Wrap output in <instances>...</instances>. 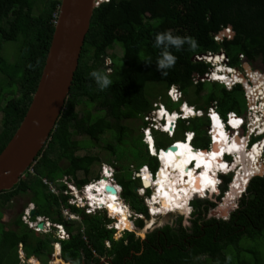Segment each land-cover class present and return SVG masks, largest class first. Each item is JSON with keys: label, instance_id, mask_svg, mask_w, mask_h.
I'll list each match as a JSON object with an SVG mask.
<instances>
[{"label": "trees", "instance_id": "trees-1", "mask_svg": "<svg viewBox=\"0 0 264 264\" xmlns=\"http://www.w3.org/2000/svg\"><path fill=\"white\" fill-rule=\"evenodd\" d=\"M60 5L61 0H0V73L4 77L0 81V154L19 129L38 89L56 31ZM248 17L256 30H264V0H110L97 7L69 95L49 142L25 177L11 190L0 192V208L7 207L20 193L30 195L39 214L63 224L69 238L59 240L53 232L35 231L20 217L14 220L18 226L15 230L0 221V264H19L20 243L27 256L35 255L42 264H48L56 241L61 242L62 257L71 264H82L83 259L85 264H102L103 258H112L116 264H193V259L201 256H206L205 262L218 261L219 264H264V251L259 249H264V175L251 179L237 209L227 220L204 218L205 221L197 225L203 218L202 204L217 206V203L196 202L197 210L200 208L196 210L195 220L199 238L186 243L191 245L186 252L178 246L184 243L176 238L174 241L178 243L170 251L179 254H167L165 261L153 250L141 253L138 261L137 257L125 260L132 250L141 251L142 243L136 239L135 232H126L131 240L126 242L122 237L107 247L105 243L112 237V231L106 227L107 215L88 214L70 205L64 195L68 188L66 179L82 187L99 177V172L93 174L94 166L101 159L93 151L97 142H83L78 138L85 132L97 141L99 137L104 141L111 135L113 143L103 149L115 156L116 178L122 186V197L136 213L147 214L143 197L135 192L141 182L133 176L131 165L138 168L149 164L156 170L158 162L145 150L142 134L135 135L133 126L124 122L143 121L153 109V103L159 100L172 110L175 104L166 94L172 85L178 86L184 100L196 109H206L215 103L223 116L231 110L243 111L247 102L245 86L239 84L228 89L219 82L193 84L195 74L203 76L208 71L207 64L194 61L193 57L223 49L234 66L239 65L240 54L252 64L257 59L264 64L263 50L244 51V38L238 35ZM227 28H231L235 36L216 41L215 36ZM168 30L176 36L190 37L194 43H185L180 50L170 49L177 61L167 70L168 74L162 76L156 67L161 49L154 47V43L157 33ZM9 43L18 44L13 62L4 55ZM105 55L114 62L113 73L109 75L112 84L100 90L90 73L93 70L107 73L108 69L102 68L106 66ZM149 61L151 64L147 63ZM91 114L95 116L90 118ZM204 124V118L200 117L179 121L177 133L168 144L178 140L188 129L198 134L196 146L208 148L207 142L201 139ZM164 146L160 139L157 140L158 148ZM82 149L83 155L79 154ZM126 149L135 152L130 161L126 158L129 155ZM111 159L108 162L112 163ZM228 182L230 178L225 179L223 191L228 188ZM49 184L56 185L60 193L53 194ZM64 208L80 219L64 218ZM142 225L143 221L138 220V226ZM164 230H168L164 231L165 237L171 238V226H164ZM242 252L247 256H240ZM235 253L237 257L234 258ZM196 264H203V261Z\"/></svg>", "mask_w": 264, "mask_h": 264}, {"label": "clouds", "instance_id": "clouds-1", "mask_svg": "<svg viewBox=\"0 0 264 264\" xmlns=\"http://www.w3.org/2000/svg\"><path fill=\"white\" fill-rule=\"evenodd\" d=\"M109 1L110 0H106L103 3H107ZM60 13H61V5L59 7L57 19L55 21V27L57 25V20H58ZM233 33L234 32L232 31L231 28H227L225 30V32H222V33L216 35L215 40L220 42L226 36H228V39H231V37L233 36ZM185 43H194V41H192V38H190V37H181V36L173 35L171 30L156 34L154 47L161 49L160 56L157 58V61H156V67H157V70L161 72L162 76H166L168 74L167 70L174 67V65L176 64V61H177V57L171 53L170 49L175 48L177 50H180ZM209 53H212L214 56V59L212 61H209V62L205 61V60L200 61L197 58V56H199V55H202V54L207 55ZM223 55L228 56L223 49H221L219 52H206V53H199V54L194 55V57H193L194 61L202 62V63H205L208 65V71L205 74H208L209 76L204 77L205 74L203 76H201L199 74H195V77H193V80H192L193 84L196 85L199 82H204V81L219 82V83L224 84L228 89H231V88H233L239 84L243 85L241 82H238L237 84H235L231 88H229L226 83L221 82L217 78L216 74H211V69L215 70V67L218 64L221 65V63L223 62L221 59ZM240 55H243V58L240 57V63H239V65H235V67L240 66L241 58H242L249 65V66L248 65L247 66L252 68V70L254 72L260 73L261 78L264 80V70L254 68L253 65L251 64V62L247 59V57L244 54H240ZM105 58H106V66L104 65L102 68L106 67L108 69L107 72H109L111 70V74H112L113 73L112 68L114 67V62L111 60L110 56L105 55ZM230 60H231V58H230ZM147 63L151 64L150 61ZM230 65H232V64H230ZM222 71H225V73H226L227 69L224 67L221 70L216 69L215 73H220ZM240 74H242V76L245 77V71H244V73L242 71H240ZM90 76L95 79L100 90H105L108 87H110L112 84V80L110 79L108 73H105V72H102L99 70H93L90 73ZM197 77H199V79L195 80ZM202 78H204V79H202ZM176 93H180L181 96L178 99H173V95H175ZM166 94H167L168 99L172 103H177V105H178V103H180L178 105V107L176 109L168 110L166 108V104L164 102H162L161 100L154 102L153 103V109L146 114V116L144 117V120H143V124L141 126L142 143L144 144V148L147 151V153L149 154V156L158 162V167L156 170H152L150 168L149 164H143L142 166H140L138 168L135 165H131V168L133 169V172H134L133 176H135V178H138L142 184L140 191L138 190L137 187L135 189H137L138 195L140 194L142 197L146 196V198H145L146 203L145 204H146V207L148 209L147 214H139V213L135 212L136 216H137L135 218V216H133V214H132V211L123 202V201H125V199L122 197V186L118 183L117 178H116L117 167L114 165V162L116 161L114 155H112L113 159L108 157V158H105V161L103 160V158L100 157L101 158L100 162L94 166V168L96 166L98 167L99 177L92 179L90 182H88L84 186L78 187L77 185H75L74 182H72L68 179L65 180V185H67L68 188L64 191V195L68 197V199H67L68 203L70 205H75L78 208L84 209L88 214H91L96 210L101 211V209H103V211L106 213L107 219H108V222L106 223V227L108 229H110L111 231H114V234L116 233L117 228H118V226L116 224L117 222L114 219V216L111 215L107 211L106 207H103V208L94 207V205L91 202L92 199H90V197H88V194H89L88 190L92 189L93 192H96L97 188L104 181L106 182L105 184H109V185L114 186L117 189V195L120 196V199L124 203L125 207L129 210L130 223L135 228H137V227L134 225V223L140 219H143L140 217H145V216L155 217L157 215H163L164 213L153 215V213H152L153 208H152V205L150 204V200L153 198L154 190L157 189V188H154L155 180H157L158 174L164 168V165L162 164V153L165 154L170 149L171 146H175L178 143H181L184 147H188L191 150V152L192 151H197L199 153L204 152L208 155L209 152H212L213 150L220 149L221 153L224 155V156L222 155V158L219 160V163L216 164V167H214V170L211 171L213 177L216 176V179H217L216 187L212 190H208L206 195H204V196L197 194L196 198L201 197V199H204V200L205 199H212V195L214 193H216L217 195H219L221 197L215 198L217 201L215 203L218 204V202H220V204L221 203L223 204L222 205L223 207H231L232 205L235 206V204H237V206H238V201L240 200L239 197L241 195L236 196V198H239L238 200L236 198H234L235 200H228V203H226L228 197L227 196L225 197L226 192H227V195H229V194L231 195V193L233 192L232 190H233V185H234V175L238 172L242 173V176H241L242 180L245 181L244 186L242 187L241 191H239L240 194L245 193V191L249 185V182L251 181V179L254 176L264 175V168H262V167H264V162H262V159H261V157H262L261 154L264 153V130L261 133L255 135L254 132L251 133V130L247 128L246 124L248 123V120H249L248 116H247V112H246L248 109L247 102H246V106L244 107L243 111H239V110H236V111L233 110L232 111L231 110V111L226 113V116H223L219 112L218 107L216 106L215 103H211L206 109H203V108L196 109L194 106H190L184 100L183 93L181 92V90L178 86L172 85L167 90ZM246 101H247V99H246ZM198 111H200L201 114H198ZM160 112H162V113L159 114ZM229 113L238 115L239 118L243 122H241L239 120V118H235V119H231L230 120L231 122L228 123V114ZM168 114H173V115L178 114V117L175 118V121L169 123V125H168V121H167V115ZM199 117L204 118V120H205V124L203 126V133H204L203 136L206 135V137L208 139V148H202V147L196 146L195 142L198 138V134L196 131L188 130V129H186L183 132V134L181 135V137L178 140L175 139L170 144H168L169 143L168 142L167 144H165L164 148L160 149L157 147V140L154 137V132L165 133V134H167L168 138L171 140L172 138L175 137V135L177 133L179 121H188L190 119L199 118ZM241 127L243 128V136L245 137V139H243V137H241V135H238L236 138H233V139L229 135H226L228 133V130H231L232 132H234L235 130H238V129L241 130L242 129ZM210 131H213V135L210 133ZM220 132L224 136L223 139L218 137V133H220ZM89 134L90 133L85 132V135H84L88 138L89 141L91 140L93 142H97V143L102 142L103 143V140H101L102 137H99L100 139L98 138L99 140L97 141V138H94L93 136H90ZM248 139H249V141H248ZM97 143H95V144H97ZM221 143H223V145H221ZM241 145H242V149H238L237 147L241 146ZM101 146H102V144H101ZM184 147H182V148H184ZM103 148H105V146H103ZM253 150H256L260 153V156H258L259 160L257 161V164L259 166V170L256 173L245 176L241 170L242 165H241V161H239V160L242 157V155L247 154ZM108 159L113 160V162L112 163L108 162ZM164 160L167 162V158L165 156H164ZM34 163H35V161H34ZM195 164H196V160L194 159L190 163V166H191L190 170L195 169ZM223 166H224V168H223ZM177 170L179 171V175H180L182 170L181 169H177ZM197 170H199V168H197ZM32 172H33V170H32ZM175 174H176V172H175ZM25 175L23 176V178L25 177ZM226 178H230V182H228V188L225 191H223L222 189L225 185V179ZM146 179L151 181V185L148 188H145L143 185V182H145ZM48 182L49 181L45 180L46 184H48ZM62 182H63V180H62ZM49 185L51 187L50 190L53 194H59L60 193V190L57 188L56 185H52V184H49ZM228 189H229V191H228ZM239 189H237V190H239ZM220 190L224 193V195H222ZM146 192L147 193L149 192V195H147ZM151 192H152V195H150ZM105 193H106V191H105ZM19 195L31 197L28 194L20 193V194L14 196L12 198L10 204L7 205V207L5 206L6 208L4 210H3L4 207L0 208V213L3 215L0 218V221L2 223H4L5 227H9V228L14 229V230L17 229L18 226H16L14 224V220L16 218L20 217L22 219V221L24 222V224H27L30 228L34 229L35 231L47 233L44 230H47L48 227H53V231H50V232H53L55 237H57L59 240H66L69 238V233L67 232V229L63 224L54 222L51 219H49L45 216H41L39 214V212L36 208L35 202L32 201V198H29V199L27 198L29 203L27 204V206H25V208L22 210V212L18 213L19 206L21 204H24L25 200H27V199H25L20 205H18L17 209L15 210V203L13 204V202H14L13 200H15V198L18 197ZM196 198H191V200H189L187 206L190 207V203ZM212 200H210V201H212ZM12 205H13L12 209L9 210L8 208H10ZM34 210H37L38 215L33 214ZM190 210H188V211H190ZM5 211L10 213V215H13L14 217L7 216ZM177 212H182V211H177ZM170 213H172V212H170ZM64 214H72L74 216V217H71L69 219H75V217H77L78 220L80 219V217L78 215L73 214L68 208L63 209V215ZM4 216H7L8 220H4ZM38 217H44L45 220H42V219L38 220L37 219ZM9 218H10V221H9ZM64 218H66L65 215H64ZM133 219H135V220H133ZM146 219H149V218H146ZM143 220L145 221V219H143ZM39 224H43L44 228H40ZM63 231L67 232L68 238L66 236L63 237V235H64ZM122 231L123 232H121L122 234L120 235L121 238L127 231L134 232L128 228H124ZM117 240H119V239H117ZM105 245L110 248L112 245V242L110 245H107V241H106ZM188 245L189 244H186V245L182 244V245H178V246L181 249H186ZM53 248H54L53 254L50 257L48 264H64L63 260L64 261H66V260L62 257V254H61V242H59V241L54 242ZM57 248H59L58 255H59V257H61V258H59L62 260L61 262L56 261L57 251H58ZM17 251H18L19 264H42L41 260L39 258H37L35 255L27 256L22 243L19 244ZM201 257L205 261L206 256H201ZM201 257H199V258H201ZM229 259H230V257H229ZM66 262L68 263V261H66ZM210 262H213V261H209L206 263L208 264ZM69 263L71 264V262H69Z\"/></svg>", "mask_w": 264, "mask_h": 264}, {"label": "water", "instance_id": "water-1", "mask_svg": "<svg viewBox=\"0 0 264 264\" xmlns=\"http://www.w3.org/2000/svg\"><path fill=\"white\" fill-rule=\"evenodd\" d=\"M105 1L61 0V15L57 20L52 46L38 89L19 129L0 154V192L12 189L23 178L49 142L51 132L56 126L69 95L84 42L90 30L94 10ZM70 9L88 13L76 43L73 36L64 33L65 16ZM68 54L69 56H66ZM107 73L110 75L111 70ZM176 149H178L176 145L171 146L169 151L175 153ZM143 185L148 188L151 184L145 181ZM110 187L113 193L117 194V189L112 185ZM240 195L233 190L226 203L228 200H235L234 198ZM234 207H237V204ZM232 209L221 206L219 216L230 214ZM33 214L38 215L37 210H34ZM39 227L44 228L43 224H39ZM148 229L150 226L146 228V231ZM63 262L70 264L64 260Z\"/></svg>", "mask_w": 264, "mask_h": 264}, {"label": "bare ground", "instance_id": "bare-ground-1", "mask_svg": "<svg viewBox=\"0 0 264 264\" xmlns=\"http://www.w3.org/2000/svg\"><path fill=\"white\" fill-rule=\"evenodd\" d=\"M87 14L88 13L86 11L70 9L65 16L64 33L66 35L73 36L75 43L76 40H79V37L83 30V23ZM66 56H69V54ZM161 113L162 112H160L159 114ZM177 117L178 114H168V125L169 123L174 122L175 118ZM218 137L223 139L224 136L220 132L218 133ZM221 145H223V143H221ZM176 146L178 147V149H176L177 151L175 153H172L169 150L165 154L162 153V164L164 165V168L158 174L157 180H155L157 185V187L155 188L157 189L154 191V196L152 199L155 203L158 204L160 202L162 204L161 213L164 214L169 212L175 213L178 210H186L188 208V202L189 200H191V198H195L197 194L204 196L206 195L208 190L214 189L216 187L217 179L216 176L213 177L211 171L214 170V167H216V164L219 163V160L222 158L223 155L220 149L213 150L207 155L204 152H191L188 147H184L181 143L176 144ZM237 148L242 149V145L238 146ZM164 156L167 158V162L164 160ZM258 156H260V153L256 150L242 155L241 170L245 176L256 173L259 170V166L257 164V161L259 160ZM194 159L196 160L195 169L190 170V163ZM197 168H199V170H197ZM177 169L182 170L180 175ZM249 169L251 172L249 171ZM235 175L236 179L240 176L239 178L241 180L240 183H237V186L233 185V190L237 191V189L242 188L244 186L245 181L242 180V173L238 172ZM147 182L151 184V181L146 179V183ZM105 183V181L101 183V186L97 188V191L95 190L96 192H93L92 189H89L88 197L92 199L91 202L94 207L107 208V211L114 216L118 228L123 225L125 226V228H128L126 222H130V215L125 212L126 207L124 203L120 199V196H118L116 193H113V190L111 189L110 185ZM182 184H184L183 187L188 185V189H180V186ZM192 191L194 193L191 194L188 199H185V194ZM180 193L182 194L180 195ZM57 250L58 254L59 248H57Z\"/></svg>", "mask_w": 264, "mask_h": 264}, {"label": "rangeland", "instance_id": "rangeland-1", "mask_svg": "<svg viewBox=\"0 0 264 264\" xmlns=\"http://www.w3.org/2000/svg\"><path fill=\"white\" fill-rule=\"evenodd\" d=\"M242 26H243V30L242 31H240L239 32V34L238 35H240V36H242L243 38H244V41H245V47H244V51H246V52H249L250 50H252V51H254L256 48H260V49H262L263 50V57H264V41L262 40V38L264 37V30H262V31H259V30H256L255 28H254V26H253V24H252V22L250 21V19H249V17L248 18H246V20L242 23ZM235 34L236 33H233V36L232 37H234L235 36ZM231 37V38H232ZM17 49H18V44H15V43H9L8 45H7V47H6V49L4 50V55H5V57L8 59V60H10L11 62H13L14 61V57H15V55H16V51H17ZM252 64V63H251ZM253 65V67L254 68H257V69H260V70H264V64L261 62V60L260 59H257V61L254 63V64H252ZM4 80V77H3V75L0 73V81L1 80ZM173 104H175L174 105V107H173V109H176L177 108V103H173ZM166 108L168 109V110H171V108L170 107H168L167 105H166ZM0 116H1V112H0ZM95 116V114H91L90 115V118H93ZM124 123H126L127 125H132L133 127L132 128H134L135 129V135H137V134H140L141 133V123L143 124V121H138V122H131V121H125ZM135 126V127H134ZM183 134V132L181 133V135ZM154 137H155V139L156 140H161L162 141V143H164V144H167L169 141H170V139L168 138V136H167V134H165V133H162V132H154ZM79 140H82L83 142L85 141V140H88V138L86 137V136H83V137H79L78 138ZM201 139H203L204 141H206L207 143L206 144H208V139H207V137H206V135H204L203 137H201ZM107 140V141H106ZM114 140V138H113V136H111V135H108V136H106L105 137V139H104V141H103V143L101 142V143H97L98 145H96V144H94V146H93V151H95V154H97L98 156H100L101 158H103V160L105 161V158H108V157H112V155H111V153L108 151V150H104L103 149V146H106L107 144H112L113 141ZM89 141V140H88ZM88 141H86L85 142V144H87L88 143ZM101 144H102V146H101ZM199 147H202V146H199ZM203 148V147H202ZM250 152H252V151H250ZM249 152V153H250ZM125 153H128L129 155L126 157L127 158V160L128 161H130L134 156H135V152H134V150H130V149H126L125 150ZM124 153V154H125ZM79 154H81V155H83V149H82V151L81 152H79ZM239 161H241V158H240V160ZM135 161H133V162H130V163H134ZM241 165H242V163H241ZM245 171V170H244ZM249 171H250V169H249ZM98 172V167L96 166L95 168H94V172H93V174L95 175L96 173ZM251 172V171H250ZM240 173V172H239ZM253 173V172H252ZM232 175V174H231ZM240 177V176H239ZM237 178L236 179V175H234V185H236L237 186V183H240L241 182V180H240V178ZM101 186V185H100ZM184 186V184H182L181 186H180V189L181 188H184V189H188V185H186L185 187H183ZM141 187H142V184H140V186H138L137 188H138V190L140 191V189H141ZM155 187H157V185H156V182H155V184H154V188ZM241 189L242 188H240L239 190H237L238 191V193H239V191H241ZM156 190V189H155ZM154 190V191H155ZM221 191V190H220ZM228 191H229V189H228ZM206 192V191H205ZM147 193V192H146ZM194 192L192 191V192H189V193H187V194H185V199H188L190 196H191V194H193ZM221 193H222V195H224V193L221 191ZM182 193H180V195H181ZM147 195H149V192L147 193ZM244 195V193L243 194H241V196L239 197V198H241L242 196ZM139 196H141L140 194H139ZM153 196H154V194H153ZM197 196V195H196ZM196 196H195V198H196ZM230 197V194L229 195H227V192H226V194H225V197ZM142 197V196H141ZM219 197H221V196H219V195H217L216 193H214L213 195H212V199H201V197H198V198H196V199H194L192 202H204V201H207V200H212L213 202H217L216 201V199L215 198H219ZM28 197H26V196H24V195H19L18 197H16L15 198V200H14V202H13V204L15 203V210L17 209V207H18V205H19V203L21 204L25 199H27ZM144 198V202L146 203V201H145V198H146V196H144L143 197ZM239 198H236L237 200L239 199ZM127 206H128V208L132 211V214H133V216H135V218L137 217L136 216V213H135V211L131 208V206L127 203V202H125V201H123ZM29 202H28V199L27 200H25V202H24V204H21L20 206H19V208H18V213H20V212H22V210L25 208V206H27V204H28ZM150 204L152 205V208H153V212L155 211V210H157V211H155V214H160L159 213V211H158V207H160V209H162V204L159 202L158 204L157 203H155L154 201H153V199H151L150 200ZM222 205L220 204V202H218V204H217V206H208L209 207V210L207 211L208 213H216L217 211H218V213H219V210H220V207H221ZM12 207H13V205L10 207V208H8L9 210L10 209H12ZM188 208V210H190L191 208V212H192V210H193V203H192V205L189 207V206H187ZM233 207V209L232 210H234L236 207H234V205H232L231 207H229V208H232ZM111 208V207H110ZM94 209V208H93ZM179 211V210H178ZM125 212L127 213V214H129V210L126 208V210H125ZM152 212V213H153ZM167 212V211H166ZM5 213H6V211H5ZM87 213V212H86ZM101 214V215H104V214H106L104 211H103V209H101V211L100 210H96V211H94L93 213H91V214H93V215H95V214ZM232 213V212H231ZM230 213V214H231ZM230 214H227V215H223V216H219L220 218H222V219H224V220H227L228 219V217L230 216ZM65 215V217L67 218V219H69V218H71V217H74L72 214H64ZM181 215H183L182 214V212H175V213H165L164 215H157V216H155V217H153V216H145V217H140V218H143V219H145V222H146V226H145V229L143 228V231H136V228H134L133 226H132V224L130 223V222H126L127 223V227L130 229V230H132V231H135V232H137L139 235H143L145 232H147V231H153V230H155L156 228H158V227H164V226H167V225H171V224H173L175 221H176V219L179 217V216H181ZM7 216H10V217H14L13 215H10V213H8L7 214ZM7 216H4V220H8V218H7ZM217 216V215H216ZM146 218H149V219H146ZM10 219V218H9ZM38 220L39 219H42V220H45L44 219V217H38L37 218ZM75 220H78L77 219V217H75ZM126 220V219H125ZM153 222V223H152ZM119 224H120V222H119ZM185 224H188V218L185 220ZM150 226V229H148L147 231H146V228L147 227H149ZM123 228H125V226L123 225V226H120V228H118L117 229V231H116V234H115V237H116V240L117 239H120L121 238V232H123L122 230H123ZM44 231H46V232H50V231H53V227H48L47 228V230H44ZM145 235V234H144ZM260 249V251H264V249H262V248H259ZM240 256H247L246 254H245V252H242V253H240ZM233 257L235 258V257H237V254L235 253V254H233ZM59 258H61V257H59ZM202 260L203 261V264H207L205 261H204V259L201 257V258H199V257H195L194 259H193V264H196V262L197 261H199V260ZM56 261L57 262H59V260H57V258H56ZM62 261V260H61ZM60 261V262H61ZM208 264H219V262L218 261H216V262H210V263H208Z\"/></svg>", "mask_w": 264, "mask_h": 264}, {"label": "flooded vegetation", "instance_id": "flooded-vegetation-1", "mask_svg": "<svg viewBox=\"0 0 264 264\" xmlns=\"http://www.w3.org/2000/svg\"><path fill=\"white\" fill-rule=\"evenodd\" d=\"M150 195H152V192L150 193ZM29 198H31V197H28V199ZM192 203H193L192 212L188 211V209L182 210L183 215L179 216L173 224L169 225V226H171V238L165 237L166 236L165 232L168 230H164V227H162V228L158 227L155 230H153L152 232L147 231V232H145V235L144 234L139 235L137 232L134 231L135 232L134 234L136 235V239L139 238V240L142 243L139 246L141 251L132 250L130 253V256H126L125 260H131L132 261L133 259H135L137 257V261H138L142 257L143 252H145L146 250H153L158 254V257L160 258V260L164 259V261H165L167 259V254H172V253L179 254L178 252H176L174 250L170 251L172 249V246L177 245V243H178V242L174 241L176 238H178L179 241L183 242L184 245H186L187 242H191L190 240H192V239L197 240L199 238V235H196V232H195L197 229V227L195 225V220L197 219L196 213L198 212V210L200 208L198 207V210H197V204L195 201L191 202L190 206L192 205ZM202 205H203V208H201V209L203 210V213H202L203 218L199 219L197 221V225H201L205 221L204 218H206L207 220H209L213 217H216L218 219H222L219 217V213L218 214L208 213L207 211L209 210V207L207 206L206 203H203ZM5 208L6 207H4L3 210ZM236 209L237 208L232 210V212L235 211ZM196 210H197V212H196ZM155 211H157V210H155ZM155 211L153 212V215H155ZM158 211L161 214L162 209H160V207H159ZM6 214H8V212H6ZM187 218H188V224H185V220ZM133 220H135V219H133ZM141 220L143 221L142 226H138V221L134 223V225L137 227L136 231H138V232L140 230L143 231V228L145 229V226H146V222L143 219H141ZM9 221H10V219H9ZM114 235H115L114 231H112V234H111L112 237L109 240H107V242H109V245L111 244V242L113 243V241L116 240ZM122 237H124L126 242L131 240L130 237L126 236V233ZM169 242H171L172 244L169 245ZM144 243H146V245ZM190 247H191V245L189 244L187 246V248L182 249V251H188V250H190V249H188ZM139 248H137V249H139ZM103 259H104V261L103 260L101 261L102 264L103 263L104 264H116L113 262L112 258H103ZM57 260L61 261V259H59L58 254H57ZM83 261H84V259H83ZM141 262H142V260H141ZM96 264H99V263H96ZM135 264H137V263H135Z\"/></svg>", "mask_w": 264, "mask_h": 264}, {"label": "built area", "instance_id": "built-area-1", "mask_svg": "<svg viewBox=\"0 0 264 264\" xmlns=\"http://www.w3.org/2000/svg\"><path fill=\"white\" fill-rule=\"evenodd\" d=\"M240 57L243 58V55H240ZM197 58L200 61H212L214 59V56L212 53H209L207 55H199ZM241 58V64L239 67H235L231 64V60L228 56H222V63L221 65H217L215 67L216 69L221 70L223 67L227 69L226 73L225 71H222L220 73H215V70L211 69V74H216L217 78L228 85L229 88H231L233 85L237 84L238 82H241L245 88H246V99H247V116H248V123L247 128L251 130V133L254 132L255 135L261 133L264 130V80L261 78V74L258 72H254L252 68L248 67L249 65L246 63L244 59ZM248 65V66H247ZM240 71L244 73L245 71V77L240 74ZM219 74V75H218ZM230 74V75H229ZM208 74H205L204 77H208ZM199 77H197L195 80H198ZM204 79V78H202ZM181 96L180 93H176L173 95V99H178ZM198 114H201L200 111H198ZM239 118L238 115L229 113L228 114V123H230L231 119ZM239 120L243 122L240 118ZM243 127V126H242ZM241 127V128H242ZM210 133L213 135V131H210ZM188 135V134H187ZM226 135H229L232 139L236 138L238 135H241L243 139L245 137L243 136V128L241 130H235L232 132L231 130H228V133ZM249 141V139H248ZM262 162H264V153L261 154ZM264 168V167H262ZM221 205H223L221 203ZM63 237L68 238L67 232L63 231ZM107 245L109 243L107 242Z\"/></svg>", "mask_w": 264, "mask_h": 264}, {"label": "crops", "instance_id": "crops-1", "mask_svg": "<svg viewBox=\"0 0 264 264\" xmlns=\"http://www.w3.org/2000/svg\"><path fill=\"white\" fill-rule=\"evenodd\" d=\"M103 261H104V259H102ZM82 264H85V261H83V263Z\"/></svg>", "mask_w": 264, "mask_h": 264}]
</instances>
